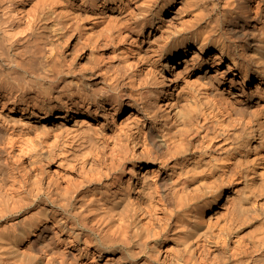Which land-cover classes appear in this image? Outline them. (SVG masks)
Instances as JSON below:
<instances>
[{"label": "bare ground", "instance_id": "bare-ground-1", "mask_svg": "<svg viewBox=\"0 0 264 264\" xmlns=\"http://www.w3.org/2000/svg\"><path fill=\"white\" fill-rule=\"evenodd\" d=\"M0 264H264V0H0Z\"/></svg>", "mask_w": 264, "mask_h": 264}]
</instances>
